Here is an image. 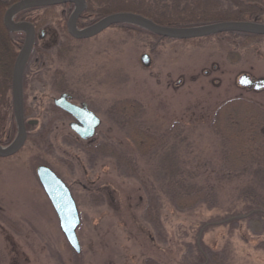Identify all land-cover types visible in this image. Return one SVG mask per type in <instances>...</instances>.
I'll return each instance as SVG.
<instances>
[{
	"label": "rangeland",
	"instance_id": "obj_1",
	"mask_svg": "<svg viewBox=\"0 0 264 264\" xmlns=\"http://www.w3.org/2000/svg\"><path fill=\"white\" fill-rule=\"evenodd\" d=\"M141 1L167 11L174 4ZM177 1L179 10L186 1L205 9L234 7L231 0ZM245 40L225 34L195 42L169 41L111 27L93 39L69 42L64 57L49 51L32 66L37 75L24 106L38 123L17 154L0 158V264H199L204 251L218 254L224 264H264V225L248 220L238 182H219L226 176L219 172L220 144L209 125L215 108L233 98L264 109V89L237 84L242 75L264 81V38L241 47ZM143 55L149 57V67L142 66ZM58 71L74 103L86 102L102 120L92 146L114 149L127 165L107 155L94 158L70 144L69 121L63 123L58 113L48 112L59 97ZM121 100L142 105V129L161 136L163 149L146 157L136 154L106 112ZM50 119L53 128L47 140L35 143ZM14 127L6 145L16 136L15 122ZM164 156H170L184 176L214 191V199L176 211L163 187ZM39 166L51 169L71 192L80 220V254L60 231L36 177Z\"/></svg>",
	"mask_w": 264,
	"mask_h": 264
},
{
	"label": "trees",
	"instance_id": "obj_2",
	"mask_svg": "<svg viewBox=\"0 0 264 264\" xmlns=\"http://www.w3.org/2000/svg\"><path fill=\"white\" fill-rule=\"evenodd\" d=\"M87 2L88 8L82 18H93V22L116 13L137 14L152 20L157 25L175 28L243 20L264 22V0H231L234 7L228 10L215 6L205 9L203 6L187 1L185 7L179 10V1L174 0L169 11L157 4H147L141 0H126L122 3L119 0H87ZM6 7L7 5L0 4V141L5 135L7 139L12 138L15 132L14 122L10 121L12 115L10 79L14 61L18 55V47L12 43V37L2 25V16ZM161 16L165 20L160 18ZM246 16L247 19H244ZM114 27L142 32L128 26ZM62 31L64 37L70 39L64 27ZM242 36L246 40L241 47H247L252 42L264 38L254 35ZM182 42H195V40ZM61 75L57 73V79L62 78ZM142 109V105L135 100H121L111 105L108 114L113 124L124 132L136 154L146 157L156 148H158L157 151L163 149L164 145L161 143V136L155 137L142 129L140 122ZM25 116H28L26 109ZM9 121L11 124L7 126ZM209 125L220 144L219 172L226 176L219 182L226 183V185L238 182L240 195L247 203L245 213L248 215V220L264 225V109L243 98H233L215 108L209 118ZM46 136V133H40L35 137V143H45ZM33 138L29 137V139ZM86 149L94 155H107L123 164L127 163L108 146ZM162 159V164L165 162L162 176L163 187L176 211L192 210L214 199V191L204 187L195 177L189 179L184 176L181 169L172 164L170 156H164ZM231 217L230 220L235 222L236 220H233L235 216ZM210 253L204 251L203 254L198 255L199 264H224L218 254Z\"/></svg>",
	"mask_w": 264,
	"mask_h": 264
},
{
	"label": "water",
	"instance_id": "obj_3",
	"mask_svg": "<svg viewBox=\"0 0 264 264\" xmlns=\"http://www.w3.org/2000/svg\"><path fill=\"white\" fill-rule=\"evenodd\" d=\"M63 4L74 5L67 28L69 35L76 40H85L99 35L111 26L124 25L144 30L150 34L163 39L189 41L203 39L223 33H239L264 37V24L254 22L232 21L220 22L201 26L191 27H163L153 23L140 15L133 13H116L100 19L95 24L78 30L76 23L81 13L85 9V0H21L12 5L4 16V26L10 32H24L25 41L20 49L12 70L11 76V104L12 116L16 126V136L14 140L2 147L0 145V158H9L17 154L26 141V124L24 121V100H23V71L30 56L34 31L29 24H15L13 16L18 12ZM142 66L149 67L150 59L143 55L140 59ZM237 84L247 90L261 91L264 89L263 80H255L248 75L239 77ZM70 97L63 95L54 101L57 108L73 117L76 122L70 128L82 141H89L99 128L101 122L87 107H77L69 102ZM30 123V122H29ZM31 124V123H30ZM37 180L47 197L57 219L61 233L70 248L80 254V245L76 236L79 225V215L74 199L67 185L48 167L39 166L36 168Z\"/></svg>",
	"mask_w": 264,
	"mask_h": 264
},
{
	"label": "flooded vegetation",
	"instance_id": "obj_4",
	"mask_svg": "<svg viewBox=\"0 0 264 264\" xmlns=\"http://www.w3.org/2000/svg\"><path fill=\"white\" fill-rule=\"evenodd\" d=\"M19 1H21V0H0V4L7 5V7L5 8V11L3 13V16H2V25L4 28H5L4 16L6 14V11L12 5L18 3ZM57 8H60V10H61L60 13L53 12ZM87 8H88V2H87V0H85V9L81 13V15L78 18L77 23H76V28L78 30H83V29L95 24L96 22H98L100 20L99 19L98 21L93 22V20H94L93 18H89V17L82 18L83 14L87 10ZM73 10H74V5L63 4V5H58V6L28 9V10L18 12L17 14H15L13 16L12 20L15 24H29L33 27V31H34L33 47H32L30 56L27 60V63L25 65V68L23 71V77H22L24 105L26 104L28 92L30 90L31 91L34 90V89H32L31 86L34 84V79L37 75V72L32 71V66H33V68H35V66H38V64L45 58V56H47L49 51L56 50L55 52H57L56 53L57 56H59L60 53L62 56L64 54L68 53L69 46L67 44H69V42H72V41L83 42V41L90 40V39H93V38L98 36L97 35L93 38L85 39V40H76L69 35L68 28H67V22H68V19H69L71 13L73 12ZM36 11H40L41 13H36ZM48 11H50V12L48 13ZM230 22H232V21H230ZM243 22H253V21L243 20ZM254 23H259V22H254ZM261 24H264V23H261ZM63 27L65 28V32L70 37V39L64 37V32L62 31ZM8 33H9L10 37H12V39H11L12 43L18 47V53H19V51L22 48L24 41H25L24 32H10V31H8ZM223 34H231L234 36H235V34L236 35H247V34H239V33H235V32L234 33H223ZM215 36H218V35H215ZM215 36H213V37H215ZM62 57H64V56H62ZM57 73L61 74L62 72L58 71ZM61 77L62 78L57 79V82H56L58 87L55 88V86H54L55 90L57 89V92L59 93V97L57 99H59L63 95H68L70 97L69 102L71 104H73L77 107H82L83 105H85L87 107L88 111L92 112L97 118H99L97 116V114L94 112V110L90 109L89 105L86 102L83 101L80 103H74L73 93L71 94V91L66 86H63V85H65L63 82L64 81V79H63L64 75H61ZM57 99H54L53 103L50 104V106L48 108V112L54 113V114L58 113L57 115L61 116L60 120L63 123H65L66 121H69V123L68 124L66 123V125L68 126L69 130L73 134V136H72L73 140L69 141L70 144L77 146V147H80V148L84 149L86 152H87L86 148H88V147L96 148L98 146H101V145L92 146V144H93V140H94L99 128L102 125V120L99 118L101 124H100L99 128L95 131V134L92 137V139H90L89 141H82L79 138V136H77L75 133H73V131L70 128L71 124H74L76 122V120L55 106L54 101ZM25 109H26V112L28 114L29 108L28 107L25 108V106H24V110H23L24 121L26 124V131L28 133L29 129H31L37 125L38 121L37 120H31V118L28 116L26 117L25 116ZM108 110H109V108L106 111L107 114H108ZM30 116H32V115H30ZM57 119H58V117H57ZM52 128H53V122H52V119H50V121L46 122V124L43 128V132L47 134L46 140H47L49 133L51 132ZM4 138H5V140L2 139L0 141V145L2 147H6L7 141L9 140V139H7L6 135L4 136ZM100 155H102V154H96L94 156V158H96L97 156H100Z\"/></svg>",
	"mask_w": 264,
	"mask_h": 264
},
{
	"label": "bare ground",
	"instance_id": "obj_5",
	"mask_svg": "<svg viewBox=\"0 0 264 264\" xmlns=\"http://www.w3.org/2000/svg\"><path fill=\"white\" fill-rule=\"evenodd\" d=\"M145 18V17H144ZM147 19V18H146ZM150 20V19H149ZM152 21V20H151ZM153 22V21H152ZM154 23V22H153ZM116 26H123V25H116ZM160 26V25H159ZM111 27H114V26H111ZM110 27V28H111ZM163 27H166V26H163ZM142 32H146V31H143V30H141ZM146 33H148V32H146ZM151 35H153V34H151ZM219 35H221L222 36V34H219ZM223 35H225V34H223ZM153 36H156V35H153ZM211 37H213V36H211ZM211 37H207V38H211ZM215 37H217V36H215ZM155 38H157V39H160V40H169V39H163V38H160V37H158V36H156ZM207 38H203V39H207ZM197 40H199V39H197ZM169 41H172V40H169ZM189 41H192V40H189ZM182 42V41H181ZM14 65V64H13ZM12 70H13V68H12ZM11 76H12V73H11ZM10 90H11V79H10ZM11 93V92H10ZM28 135H29V133H27L26 132V141H25V143L27 142V139H28ZM25 143H24V145H25ZM24 145H23V147H24ZM22 147V148H23ZM21 148V149H22ZM20 149V150H21Z\"/></svg>",
	"mask_w": 264,
	"mask_h": 264
}]
</instances>
